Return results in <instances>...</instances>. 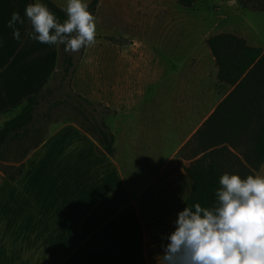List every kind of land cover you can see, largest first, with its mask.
Listing matches in <instances>:
<instances>
[{"label":"crops","instance_id":"1","mask_svg":"<svg viewBox=\"0 0 264 264\" xmlns=\"http://www.w3.org/2000/svg\"><path fill=\"white\" fill-rule=\"evenodd\" d=\"M51 1L60 9L66 4ZM29 3L35 0H0V125L41 91L59 59V46L29 39L27 21L17 24L21 42L12 38L7 22L13 12L23 18ZM117 3L100 0L94 14L96 43L76 58L66 53L72 69L81 68L73 79L83 85L80 96L109 112L98 117L113 138V155L103 153L78 124L64 123L26 159L16 181L0 174V264H157L161 244L167 243L161 237L174 230L177 213L187 205L191 182L184 168L205 154L209 138L208 131L197 133L231 88L217 82L206 46L211 67L206 70L194 54L199 68L189 85L186 46L164 38L123 44V8ZM112 10L115 27L103 28ZM172 66L179 68L176 91L149 90L172 73ZM206 79L213 83L210 91ZM248 116V129L233 141L234 148L226 146L233 158L218 159L233 171L245 166L241 155L258 128L256 113ZM255 174L264 175V162Z\"/></svg>","mask_w":264,"mask_h":264},{"label":"trees","instance_id":"2","mask_svg":"<svg viewBox=\"0 0 264 264\" xmlns=\"http://www.w3.org/2000/svg\"><path fill=\"white\" fill-rule=\"evenodd\" d=\"M41 2L63 22L66 17L62 9L51 0H41ZM99 2L100 0L90 1L88 5L91 14H95ZM176 2L181 8L188 9L197 0H176ZM258 9L264 12V5ZM205 46L217 69V82L231 88L228 96L197 133L198 136L204 131L209 133V138H205L203 146L205 154L198 161L184 168V173L191 182L187 205L198 202L208 207L214 201V190L218 187L221 175L229 173L246 178L248 175H254L264 162V49L251 47L243 38L230 33L208 38ZM59 55L62 58L59 79L52 74L41 91L28 98L14 116L0 126V174L9 182L19 178L26 159L52 132L48 131L50 111L58 105V102L52 100L55 91L52 84L56 80L60 82L59 84L64 82L73 68V61L62 45L59 46ZM67 100L88 122L89 130L85 131L95 137L103 153L112 157V136L107 132L104 124L98 122L86 107L93 110L98 107L99 114L102 115H108L109 112L99 105L89 104L77 94L67 95ZM240 101L249 102V105L244 107L237 105ZM44 103L48 106L46 110L41 111ZM260 112L261 115L258 116ZM255 113L258 121L253 124L258 128L253 129L250 135L251 146L241 155L245 166L238 164V171H233L232 167L220 163L218 159H226L228 156L233 158V154L226 146L234 148L233 141L243 135V128L248 129L247 121L250 120L248 114L253 118ZM220 115H223L222 123H217L216 120Z\"/></svg>","mask_w":264,"mask_h":264},{"label":"clouds","instance_id":"3","mask_svg":"<svg viewBox=\"0 0 264 264\" xmlns=\"http://www.w3.org/2000/svg\"><path fill=\"white\" fill-rule=\"evenodd\" d=\"M63 22L41 0L25 6L24 17L13 12L7 27L21 42L17 24L27 21L29 39L63 46L76 53L96 43V20L87 0H66ZM174 230L161 239L157 264H264V175L219 177L211 206L186 205L177 213Z\"/></svg>","mask_w":264,"mask_h":264},{"label":"rangeland","instance_id":"4","mask_svg":"<svg viewBox=\"0 0 264 264\" xmlns=\"http://www.w3.org/2000/svg\"><path fill=\"white\" fill-rule=\"evenodd\" d=\"M261 5H264V0H197L191 8L184 9L178 6L176 0H118V8H123L122 26L125 30V36L121 42L130 44L133 40L137 42L147 39L155 41L164 38L166 43L186 46L190 59L194 58V54H197L204 68L208 70L211 67V62L205 52L204 41L217 34L230 33L245 39L250 46L264 49V12L258 9ZM112 6H115V3H112ZM111 13H113L110 15L111 17L106 15L108 18L104 20L103 28L115 27L114 10ZM119 18L120 15H118V23H120ZM132 29L136 31L135 35H129L128 32ZM139 30L143 31V35H139L142 33L138 32ZM78 53L71 54L76 58ZM61 63L62 58L59 55L53 72L57 79L61 76ZM198 68L195 60L191 59L187 77L189 85L193 84L195 78V74L192 75V72ZM172 70V73H166L163 80L151 85L149 90L176 91V88L179 87L175 82L176 77L179 76V68L172 66ZM80 72L81 68L76 66L64 82L59 84L60 82L56 80L52 84L55 89L52 100L58 102V105L50 111L48 131L51 132L64 123H76L84 130H89L86 119L75 111L69 103L70 101L67 100V95L83 94L82 83L73 81L76 74ZM204 87L209 91L212 90V81L206 79ZM192 88L191 91H195V85ZM47 106L48 104L44 103L41 106V111L46 110ZM86 109L99 122V108L96 107L93 110L86 107ZM17 110L8 115L4 122L14 116ZM257 121L256 118L255 123Z\"/></svg>","mask_w":264,"mask_h":264}]
</instances>
